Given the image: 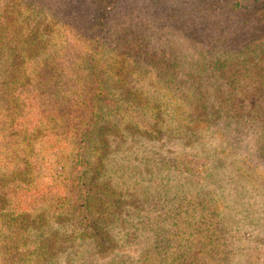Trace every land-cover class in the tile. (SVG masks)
Returning a JSON list of instances; mask_svg holds the SVG:
<instances>
[{
	"label": "rangeland",
	"instance_id": "1",
	"mask_svg": "<svg viewBox=\"0 0 264 264\" xmlns=\"http://www.w3.org/2000/svg\"><path fill=\"white\" fill-rule=\"evenodd\" d=\"M31 1L0 0V7L9 6L2 25L39 29L37 39L46 46L41 57L60 63L52 77L30 76L32 83H47L45 98L87 94L95 78L91 64L99 60L105 83L99 97L122 100L104 101L110 128L101 124L104 145L89 158L92 179L108 192L94 204L98 224L92 231L64 197L35 203L1 197L7 186L22 192L14 180L30 164L7 156L15 139L0 112V264H33L41 239L48 246L45 264H264V149L253 140L236 141L241 130L229 122L236 113L252 115L264 106V87L239 89L222 119L203 116L176 88H182L178 79L191 75V64L202 61V44L188 31L199 14L216 13L207 5L213 2L120 0L88 12L75 0ZM82 12L88 14L80 17ZM224 16L230 18L226 29L242 19L234 12ZM101 27L96 37L91 32L93 40L85 30ZM13 45L0 52V78L8 75L9 63L21 60ZM30 60L41 62L40 56ZM21 119L16 123L27 127ZM56 141L64 140L49 143ZM57 161L49 166L37 157L42 182L61 166L63 160Z\"/></svg>",
	"mask_w": 264,
	"mask_h": 264
},
{
	"label": "trees",
	"instance_id": "2",
	"mask_svg": "<svg viewBox=\"0 0 264 264\" xmlns=\"http://www.w3.org/2000/svg\"><path fill=\"white\" fill-rule=\"evenodd\" d=\"M119 1L75 0L74 4L84 6L89 12L95 5L105 8L104 6L111 2L117 6ZM211 1L213 3L207 5L216 13L199 14L188 31L195 36L197 42L202 44L199 52L202 63L199 60L198 63L193 62L191 75L177 81L183 89L176 88L184 95L190 106L202 109L203 116L212 115L214 119H222L223 108L232 109L239 89H251L256 85L264 87V0ZM31 3L35 6L39 4L37 0H32ZM8 7H0V52L9 42L14 43L11 50L18 51L21 60L14 66L9 63L8 75L0 78V112L5 113L6 129L9 130L7 135H13L15 139L14 146L11 145L10 154L8 153L7 156L24 163L28 161L30 171L24 169L17 173L14 182L17 181V185L21 188L20 194H13L14 189L7 186L1 197L32 203L44 197H64L81 224L88 230H94L98 224L95 220L97 210L94 204L108 195V192L92 179V164L89 158L91 155L99 154L104 145L105 139L100 138L104 133L101 124H106V127L110 128V123L105 121L104 101L119 102L122 99L99 97L98 91H101L105 85L101 76L103 66L99 60L91 64L95 78L89 81L88 85L91 89L87 94L75 96L63 94L55 97L58 93L51 91V94L45 98L47 83L44 85L39 80L32 83L30 76L36 78L44 73V76L52 77L55 73L51 71L56 72L55 69L60 63L56 62L52 55L48 58L41 57L46 46L44 41L37 39L39 29H6L2 25L4 13L9 12ZM227 12H234L238 17H242V19H234L232 29L224 27L230 19L228 16L223 17ZM78 14L80 17H85L88 13ZM237 20L241 22L237 23ZM204 27L208 29H201ZM102 29L104 27L98 30H85L90 31V34L93 31L92 34L96 37ZM92 34L90 38L93 40ZM73 47L70 45L71 49ZM28 51L31 52V57ZM93 52L97 53V49ZM38 56L41 62L31 63L30 59ZM88 85H82L80 88ZM64 88L73 92L77 90L72 87ZM93 90L94 94H92ZM19 96L24 103L19 100ZM48 105L50 108L46 109ZM247 112L249 111L243 110L229 119L235 128L241 130L236 131L235 139L236 141L253 140L254 144L264 149V106L251 111L252 115H246ZM19 117H22L21 120H27V127L16 123ZM40 124L43 125L41 129L39 128L40 134L31 137ZM61 135H64V139ZM55 139L64 141L60 144L57 143L58 141L55 144L49 143V140ZM36 142L45 146L44 151L42 147L36 149ZM6 143L8 142L4 141L2 145ZM37 157L46 165L55 164V167L58 161L53 163V159L63 160L54 175L47 176L49 180L46 182H42L43 180L39 179L40 175L35 172ZM33 159L35 161H32ZM27 166L25 163V167ZM23 173L26 174L22 176ZM100 174L99 172L97 178ZM53 189L54 191H51ZM93 195H97L96 201L93 200ZM95 233H89L85 237L89 238ZM46 247H48L46 239H41L39 251L33 255V264H45L42 263V259L48 256Z\"/></svg>",
	"mask_w": 264,
	"mask_h": 264
}]
</instances>
